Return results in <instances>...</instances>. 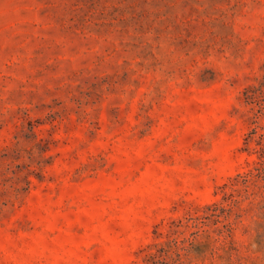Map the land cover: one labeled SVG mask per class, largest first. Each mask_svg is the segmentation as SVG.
Listing matches in <instances>:
<instances>
[{
    "label": "rangeland",
    "instance_id": "1",
    "mask_svg": "<svg viewBox=\"0 0 264 264\" xmlns=\"http://www.w3.org/2000/svg\"><path fill=\"white\" fill-rule=\"evenodd\" d=\"M0 264H264V0H0Z\"/></svg>",
    "mask_w": 264,
    "mask_h": 264
}]
</instances>
